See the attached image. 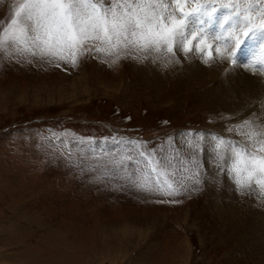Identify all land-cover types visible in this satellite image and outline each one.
Returning a JSON list of instances; mask_svg holds the SVG:
<instances>
[{
    "label": "rangeland",
    "instance_id": "1",
    "mask_svg": "<svg viewBox=\"0 0 264 264\" xmlns=\"http://www.w3.org/2000/svg\"><path fill=\"white\" fill-rule=\"evenodd\" d=\"M16 3L0 0V27ZM227 11L213 35L231 27H219ZM245 46L240 64L255 57ZM193 58L213 64L195 53L141 61L85 52L75 67L0 57V264H264V195L237 189L209 154L211 137L239 141L227 129L247 118L242 131L259 130L260 116L236 91L194 80ZM129 139L175 157L167 171L175 166L179 196L124 178L136 175L116 164ZM196 171L199 184L187 179Z\"/></svg>",
    "mask_w": 264,
    "mask_h": 264
},
{
    "label": "snow or ice",
    "instance_id": "2",
    "mask_svg": "<svg viewBox=\"0 0 264 264\" xmlns=\"http://www.w3.org/2000/svg\"><path fill=\"white\" fill-rule=\"evenodd\" d=\"M242 3L246 5L243 13ZM12 8L10 20L0 27V57L47 58L75 67L85 52L117 59L123 52L141 61L195 53L205 64L214 56L236 64L242 45L260 39L259 60L250 58L248 64H264V0H17ZM220 9L228 11L219 27L225 28L230 20L232 24L226 34L212 35L211 22ZM251 124L244 118L242 124L227 129L242 136L239 141L223 135L211 137L213 151L209 154L237 189L248 188L264 195V120L259 130L242 131ZM199 139L205 137L200 135ZM127 144L129 149L116 164L126 172L129 163L133 166L135 178L133 173L124 177L133 187L162 196L180 195L183 185L174 178L175 166L173 172L167 171L175 157L142 151L139 141L129 139ZM193 176V182L199 184V171L187 179Z\"/></svg>",
    "mask_w": 264,
    "mask_h": 264
},
{
    "label": "bare ground",
    "instance_id": "3",
    "mask_svg": "<svg viewBox=\"0 0 264 264\" xmlns=\"http://www.w3.org/2000/svg\"><path fill=\"white\" fill-rule=\"evenodd\" d=\"M209 30L210 33L213 32L212 27ZM211 34L213 35V33ZM245 45L247 46H245L243 50L250 56L253 54L255 58L259 60L260 54L257 55L255 52L260 46V41L258 39L254 41L247 40ZM248 48H251L250 52ZM197 58L191 59V64L188 65L192 70L191 77L194 78V80L201 84L215 82V85H217L216 89L222 90L224 94H229V96L230 93L232 94V92L236 91L235 93H237L238 98H240L242 102L243 100H252L255 108H257V111L255 110L254 112L259 114L260 120H264V71L261 70L262 64H258L259 70H253L251 68H257V66H249L248 60L242 62L243 65L239 62L233 64L231 60L214 56L213 64L206 66L199 62ZM226 73L227 78L224 76Z\"/></svg>",
    "mask_w": 264,
    "mask_h": 264
}]
</instances>
